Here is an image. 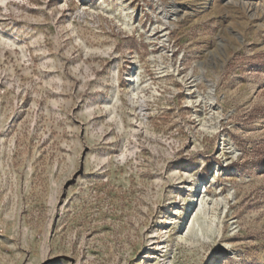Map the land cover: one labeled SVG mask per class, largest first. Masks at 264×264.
Listing matches in <instances>:
<instances>
[{"label":"rangeland","instance_id":"1","mask_svg":"<svg viewBox=\"0 0 264 264\" xmlns=\"http://www.w3.org/2000/svg\"><path fill=\"white\" fill-rule=\"evenodd\" d=\"M0 264H264V0H0Z\"/></svg>","mask_w":264,"mask_h":264},{"label":"bare ground","instance_id":"2","mask_svg":"<svg viewBox=\"0 0 264 264\" xmlns=\"http://www.w3.org/2000/svg\"><path fill=\"white\" fill-rule=\"evenodd\" d=\"M179 11L175 9L173 10H170V13H168L167 16H170V17H173V19L177 18V15H178ZM208 221V220H207ZM212 225V224H211ZM209 228H212L211 226L208 225ZM214 259V258H212Z\"/></svg>","mask_w":264,"mask_h":264}]
</instances>
